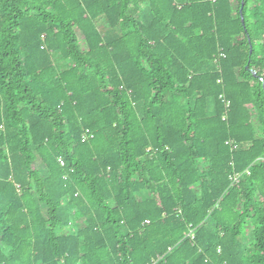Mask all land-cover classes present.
I'll use <instances>...</instances> for the list:
<instances>
[{
    "label": "trees",
    "instance_id": "16d2710c",
    "mask_svg": "<svg viewBox=\"0 0 264 264\" xmlns=\"http://www.w3.org/2000/svg\"><path fill=\"white\" fill-rule=\"evenodd\" d=\"M0 264H264V0H0Z\"/></svg>",
    "mask_w": 264,
    "mask_h": 264
},
{
    "label": "built area",
    "instance_id": "2783aa9c",
    "mask_svg": "<svg viewBox=\"0 0 264 264\" xmlns=\"http://www.w3.org/2000/svg\"><path fill=\"white\" fill-rule=\"evenodd\" d=\"M224 105H225V109L228 110L229 108V102H224ZM86 138H83V141H85ZM238 181V178H235L233 179V182H237ZM191 239H193V236L191 237Z\"/></svg>",
    "mask_w": 264,
    "mask_h": 264
},
{
    "label": "water",
    "instance_id": "95a60500",
    "mask_svg": "<svg viewBox=\"0 0 264 264\" xmlns=\"http://www.w3.org/2000/svg\"><path fill=\"white\" fill-rule=\"evenodd\" d=\"M242 7H243V6H241L240 13H241ZM241 21L243 22V19H242V18H241Z\"/></svg>",
    "mask_w": 264,
    "mask_h": 264
}]
</instances>
